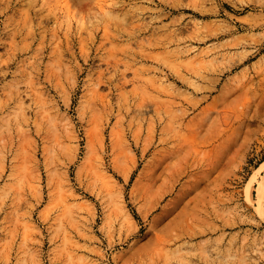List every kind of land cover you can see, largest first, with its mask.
<instances>
[{
  "label": "rangeland",
  "instance_id": "rangeland-1",
  "mask_svg": "<svg viewBox=\"0 0 264 264\" xmlns=\"http://www.w3.org/2000/svg\"><path fill=\"white\" fill-rule=\"evenodd\" d=\"M262 162L264 0H0V264H264Z\"/></svg>",
  "mask_w": 264,
  "mask_h": 264
},
{
  "label": "bare ground",
  "instance_id": "bare-ground-1",
  "mask_svg": "<svg viewBox=\"0 0 264 264\" xmlns=\"http://www.w3.org/2000/svg\"><path fill=\"white\" fill-rule=\"evenodd\" d=\"M263 164H264V162L261 163V166L259 168H261ZM258 191H259V196L262 197L264 194V189L262 187H259Z\"/></svg>",
  "mask_w": 264,
  "mask_h": 264
}]
</instances>
